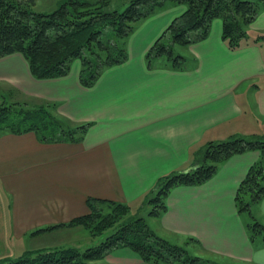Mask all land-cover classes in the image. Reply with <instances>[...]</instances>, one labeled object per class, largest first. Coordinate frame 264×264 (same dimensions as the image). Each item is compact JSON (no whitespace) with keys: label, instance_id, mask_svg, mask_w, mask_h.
Listing matches in <instances>:
<instances>
[{"label":"crops","instance_id":"0c3cea01","mask_svg":"<svg viewBox=\"0 0 264 264\" xmlns=\"http://www.w3.org/2000/svg\"><path fill=\"white\" fill-rule=\"evenodd\" d=\"M172 9L144 33L141 43L150 41L129 45L128 59L105 69L92 87L81 84L77 63L66 76L37 79L21 53L0 57V96L45 99L74 123H91L79 143H47L35 132L0 133V261L46 248L22 240L87 214L88 198L142 204L159 178L193 168L207 143L264 134V53L258 46L264 10L237 49L223 39L216 19L205 40L188 46L189 67L150 69L146 53L178 15ZM259 158L257 150L233 155L204 184L173 188L168 209L158 216L162 235L185 243L194 237L200 244H190L194 253L229 264H264V245L250 240L235 202ZM253 205L251 215L264 223V197ZM106 258L112 264H150L130 248Z\"/></svg>","mask_w":264,"mask_h":264},{"label":"trees","instance_id":"16d2710c","mask_svg":"<svg viewBox=\"0 0 264 264\" xmlns=\"http://www.w3.org/2000/svg\"><path fill=\"white\" fill-rule=\"evenodd\" d=\"M35 0H0V57L21 53L37 79L66 76L75 61H80L79 79L92 87L103 71L128 59L126 40L136 23L159 10L182 6L161 36L148 50L145 59L152 69L154 60L166 57L170 67L185 68V56L174 53L175 44L189 46L205 40L212 23L222 21V36L231 49L248 38V28L264 10V0H65L50 12L34 9ZM169 36V40L167 37ZM0 101V133L35 132L47 143H79L91 126L76 124L58 112V104L37 97ZM257 150L260 158L249 168L235 196L239 212L251 214L253 203L264 197V137L233 136L209 142L198 153L196 165L189 170L174 171L157 180L147 194L151 215L160 216L168 209L171 190L183 185H202L231 156ZM89 212L70 222L40 228L32 234L59 227H86L93 235L112 232L96 246L85 250L61 247L26 251L18 259L0 264H112L105 261L109 253L130 248L150 264H229L192 252L199 241L190 237L185 245L158 235L142 216L132 214L127 203L88 198ZM124 214L129 216L122 220ZM247 231L252 242L264 245V223L252 215ZM249 228V230H248Z\"/></svg>","mask_w":264,"mask_h":264},{"label":"rangeland","instance_id":"374dc122","mask_svg":"<svg viewBox=\"0 0 264 264\" xmlns=\"http://www.w3.org/2000/svg\"><path fill=\"white\" fill-rule=\"evenodd\" d=\"M63 1H65V0H35L34 9L36 11H40V12H50V11H53L54 9H56L57 7H59L60 4ZM253 1H256V0H253ZM178 7H180V8H178ZM171 8H174L172 10H175V11L178 10L179 11L178 15H180L181 14L180 12L184 9V7H182V6H175V7L165 8V9L157 11L156 13H154L152 15V16H154L156 14H161L162 13L161 16L155 17L154 19H150V20L148 19V21L147 20L144 21L147 18L139 21L138 23H136V28L133 31V32H135L137 30L136 33L131 37V35L133 34L132 33L129 36V38L126 40V43H125L126 47H128L129 45H130V47H132L133 44L136 45V46H140V45L146 44L148 41H150L151 39H150V37H148V38H145L143 40L144 41L143 43H141V39L143 38V36H145L144 33L148 29L151 28V24H152V26H155L154 22L156 23V21H157V22L162 23L166 19V17L168 18L169 15L171 16V14L168 12ZM176 8H178V9H176ZM172 12H174V11H171V13ZM167 13H169V14H167ZM163 14H166V15H163ZM176 15L177 14H175L173 16V19L176 17ZM152 16H150V17H152ZM150 17H148V18H150ZM172 20H171V22H172ZM169 24H168V26H169ZM166 28H165V30H166ZM152 31L153 32L157 31L156 27H154L152 29ZM167 40H169V36L167 37ZM173 46H174V53L175 54H181V55L185 56V66L189 67L191 65V56H190V54H189V52L187 50L188 47L187 46H183V45H179V44H175ZM258 46L262 49V51L264 53V38H262L260 41H258ZM74 63H77V65H80V61L79 60L75 61ZM146 64L148 65L149 63H147V61H146ZM152 65H153L152 69H154V68L155 69H165V68H168V67L171 68L170 67V63L166 60L165 56L154 60ZM249 87H250V85H249ZM6 97H7V99H6L7 101H13V100H16V99L17 100H21V98H18V95L16 93H14L13 95L6 94ZM1 99H2V97L0 96V101H1ZM249 117H251L250 114L247 115V118H249ZM248 122L255 124L254 125L255 128H253V129H256L255 131H259L258 130L259 126H258L257 123L253 122V119L248 121ZM85 123H87V122H85ZM76 124H83V123H76ZM242 134H246V133H242ZM254 135L257 136L258 138H263L264 137V134H260V133H257V134H254ZM254 135H248V136H245V137L253 138V137H255ZM238 136H241V135H238ZM253 204H255V203H253ZM131 206H133V208H131L132 214H135V215H138V216H142L146 220L148 225L153 230H155L158 233V235L165 236V235H162L163 232L159 228L158 216H154V215L150 214V211H151V209L153 207H152L151 203H149L147 201V197H146V199L144 200V202L142 204H139L138 202H136V203L134 202V203L131 204ZM240 213L242 214L243 220H245V222H247L246 223L247 227H248V224L253 223L252 215L250 214V212L244 211V212H240ZM128 216H129V214H124L123 217H122V220H125ZM112 230H113V228L112 229H107V230H104L102 233H100L98 235H93L84 226L68 227V228L65 227V228H60V229H58L56 231L47 232L44 235H40L37 238H33V237L28 235L22 240V243H23L24 246L25 245H29L30 247H34V248H36V247L37 248L46 247L48 249L49 248L50 249H56V248H61V247H70V248H77V249L85 250L88 247H92V246H96V245L100 244L102 242V240L104 238H106L110 234V232H112ZM248 230H249V228H248ZM257 241H259V239ZM16 242L19 243L20 241L16 240ZM175 243H179L181 245H185L184 241L175 242ZM193 248H194V246L192 245L189 249L193 252V250H192ZM24 253L25 252H23L22 254H17V252H16L14 258H12V259L16 260L20 256H22ZM105 261L108 262L107 258H105Z\"/></svg>","mask_w":264,"mask_h":264}]
</instances>
